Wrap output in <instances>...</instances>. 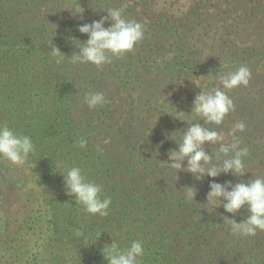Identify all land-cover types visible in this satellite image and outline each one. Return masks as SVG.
Here are the masks:
<instances>
[{"label": "trees", "instance_id": "obj_1", "mask_svg": "<svg viewBox=\"0 0 264 264\" xmlns=\"http://www.w3.org/2000/svg\"><path fill=\"white\" fill-rule=\"evenodd\" d=\"M78 3L82 19L70 12L77 0H0V124L31 137L35 152L28 159L51 212L41 251L13 263L4 245L0 264H108L105 245L125 249L133 241L144 248L140 264H264V231L236 236L224 221L242 222L247 206L233 215L223 204H206L212 183L264 178V0ZM113 8L143 24L144 39L103 67L73 63L72 40L88 39L79 27ZM53 45L65 55L60 64ZM240 66L252 75L248 86L228 92L235 110L222 125L205 126L230 140L233 125L245 124L238 136L248 150L247 173L177 177L161 164L178 151L167 136L189 126L174 120L173 107L185 113L181 119L199 122L188 116L196 95L219 87L213 75ZM91 92L103 93L105 103L89 109L84 97ZM217 147L204 146L210 156ZM71 167L101 186V199L111 200L107 216L85 213L66 194L60 173ZM188 186L195 201L180 195Z\"/></svg>", "mask_w": 264, "mask_h": 264}, {"label": "clouds", "instance_id": "obj_2", "mask_svg": "<svg viewBox=\"0 0 264 264\" xmlns=\"http://www.w3.org/2000/svg\"><path fill=\"white\" fill-rule=\"evenodd\" d=\"M123 8H113L107 12V17H101L99 21L91 24H83L78 31L87 35L86 42H76L78 49L71 60L73 63L91 64L97 68L111 63L113 58H121L131 53L135 46L144 39V25L123 15ZM74 17L83 18L84 9L79 5L70 10ZM110 26L105 28V23ZM51 56L57 64L63 62L65 55L54 45L50 51ZM223 67H227L224 65ZM251 71L247 66H240L222 74L218 72L213 75L219 80V87L209 91H200L196 95L190 122L180 117L185 114L178 111L176 107V119L188 123V128L183 134L177 132L167 136L176 145L177 150L168 152V159L161 164L178 173L185 171L192 174L197 180L208 177L216 178L221 173H231L234 176H244V159L248 150L241 147L238 133L245 130L243 122L233 125L227 139L224 134L205 125L220 126L225 118L235 110L234 102L228 92L239 87H246L251 78ZM84 103L89 109H96L105 103V95L99 92H91L85 95ZM171 116V115H169ZM172 117V116H171ZM173 119V118H172ZM203 121V125L200 123ZM87 141L81 140L79 147L83 148ZM216 145L215 155L206 153L205 145ZM35 152V146L31 137L14 132L6 124H0V159L8 161L17 167H23L28 163V158ZM213 160L215 163H213ZM186 162V164H185ZM64 178L66 194L75 197L76 203L83 206L85 213L91 216L105 217L111 204L110 199H101V186L90 182L82 174L79 167H71L60 173ZM231 187V191L227 188ZM180 195L187 201H195L196 192L188 186ZM226 201V202H225ZM206 204L214 206L215 209L221 204L227 213L237 214L247 206L249 215L242 222L224 217V221L230 226L231 232L236 236L254 237L258 231H264V178L257 177L247 182L230 183L221 185L212 183L206 197ZM102 255L108 264H140L144 256V248L140 241H133L125 249H120L114 242L105 245Z\"/></svg>", "mask_w": 264, "mask_h": 264}, {"label": "rangeland", "instance_id": "obj_3", "mask_svg": "<svg viewBox=\"0 0 264 264\" xmlns=\"http://www.w3.org/2000/svg\"><path fill=\"white\" fill-rule=\"evenodd\" d=\"M32 169L29 159L23 167L0 159V257L8 246L13 263L41 251L50 236L51 212Z\"/></svg>", "mask_w": 264, "mask_h": 264}]
</instances>
